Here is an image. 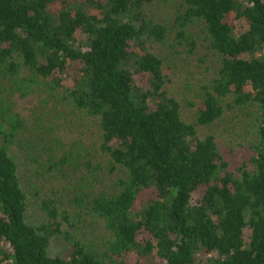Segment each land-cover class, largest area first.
Wrapping results in <instances>:
<instances>
[{
  "label": "trees",
  "instance_id": "1",
  "mask_svg": "<svg viewBox=\"0 0 264 264\" xmlns=\"http://www.w3.org/2000/svg\"><path fill=\"white\" fill-rule=\"evenodd\" d=\"M0 264H264V0H0Z\"/></svg>",
  "mask_w": 264,
  "mask_h": 264
},
{
  "label": "rangeland",
  "instance_id": "2",
  "mask_svg": "<svg viewBox=\"0 0 264 264\" xmlns=\"http://www.w3.org/2000/svg\"><path fill=\"white\" fill-rule=\"evenodd\" d=\"M172 4L171 1L161 3L159 6L154 7V12L161 16H165L167 15V9L172 8ZM206 64H208V62L201 63L197 58L194 60L189 58L182 62L175 60V63L171 66V74L172 77H174L171 91L179 98L183 105V116L187 120L191 119L190 117L194 112V108L191 109L192 107H186L184 99L195 100L197 98L199 85L197 79L201 77L200 74L204 75L206 73ZM31 107L32 106L28 101H19L18 108L24 115L30 111ZM198 132L200 134L213 132L219 137V139L221 138V145L228 154L230 153L232 166L238 163L239 160L246 159L252 154L253 143L256 137L252 130V119L250 118V115H247L246 113L236 110L227 112L220 122L214 123L210 126H198ZM63 134L66 136H72L71 132H64ZM35 211L37 210L32 208L33 214H35ZM95 230L97 231L98 236L103 232V228H99L97 225ZM140 236H142V234ZM61 248L60 244H55L53 252L60 250Z\"/></svg>",
  "mask_w": 264,
  "mask_h": 264
}]
</instances>
